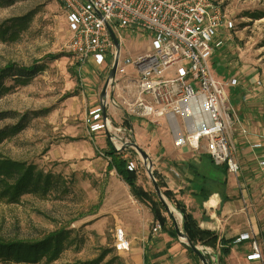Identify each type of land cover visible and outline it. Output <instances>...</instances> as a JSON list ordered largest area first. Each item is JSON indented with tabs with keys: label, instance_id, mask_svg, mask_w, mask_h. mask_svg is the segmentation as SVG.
Listing matches in <instances>:
<instances>
[{
	"label": "rangeland",
	"instance_id": "374dc122",
	"mask_svg": "<svg viewBox=\"0 0 264 264\" xmlns=\"http://www.w3.org/2000/svg\"><path fill=\"white\" fill-rule=\"evenodd\" d=\"M218 1L233 27L221 30L216 38L222 44L209 57L211 72L222 82L251 72L249 75L258 76L263 91L264 0ZM5 22L13 28L0 37V68L9 62L31 66L36 60L40 67L26 85L7 79L5 84L11 88L0 92V112L16 113V117L0 120V129L16 124L27 114L25 127L0 143V157L32 163L50 173L53 187L46 196L28 193L18 203L0 201V234L28 239L63 231L58 258L34 264H144L137 260L132 242L126 252L114 248L117 228H123L130 241L133 238L136 225L129 211L136 207L141 211V206L116 171L108 169L109 159L103 154L110 147V130L91 135L86 125L90 112L101 104L116 49L101 65L91 61L79 70L68 48L70 33L58 0H7L0 5V27ZM11 31L16 33L12 35ZM119 34L120 60L145 53L150 44L147 33L125 29ZM49 54L57 56L46 58ZM128 70L132 71L130 67ZM226 91L230 96L231 87ZM110 95L116 97L114 92ZM106 110L114 125L126 126V119L130 121V142L149 154L152 170L156 171V150L164 148L158 129L168 142L174 141L168 126H162L164 121L154 122L152 117H141L124 106L109 105ZM131 122L136 123L135 129ZM178 123H182L181 117ZM127 149L128 162H134V171L138 169V183L153 187L141 155L133 146ZM166 201L183 231L181 213ZM138 243L139 250L146 252L145 264H151L147 240ZM203 250L217 264L214 251ZM0 264L30 263L0 260Z\"/></svg>",
	"mask_w": 264,
	"mask_h": 264
},
{
	"label": "built area",
	"instance_id": "2783aa9c",
	"mask_svg": "<svg viewBox=\"0 0 264 264\" xmlns=\"http://www.w3.org/2000/svg\"><path fill=\"white\" fill-rule=\"evenodd\" d=\"M58 1L70 33L68 48L79 70L91 61L101 65L114 53L110 28L119 40L121 34H117L125 29L149 34L145 53L124 60L119 57L115 77L101 104L106 108L127 107L141 117H152L154 122L163 120L179 147L204 151L214 165L224 166L234 174L239 172L236 140L248 139L255 132L242 120L226 91L227 86L239 84V78L222 82L210 69L209 57L222 44L216 38L221 30L233 27L218 0ZM101 104L87 118L88 133L108 128L112 146L127 149L130 126L114 125L109 117L104 121ZM178 117L182 123H178ZM262 140L264 133L252 147L261 148ZM128 163L130 170L136 168L134 162ZM161 229V223L156 221L152 232ZM249 237V233H244L237 241ZM252 245L248 258L260 259L256 241ZM130 247L125 230L117 228L115 250L121 253ZM213 259L216 261V256Z\"/></svg>",
	"mask_w": 264,
	"mask_h": 264
},
{
	"label": "crops",
	"instance_id": "0c3cea01",
	"mask_svg": "<svg viewBox=\"0 0 264 264\" xmlns=\"http://www.w3.org/2000/svg\"><path fill=\"white\" fill-rule=\"evenodd\" d=\"M250 73L238 75L239 84L231 87L229 96L242 120L255 132L248 139L238 137L236 140L240 167L237 174L214 165L204 151L196 152L188 146L179 147L175 141L168 142L162 129H158L164 148L155 153L156 174L165 188L198 220L201 228L215 232L220 239L233 240L226 264H264V141L261 148L252 147L264 133V90L258 76ZM131 123L135 129L136 123ZM162 126L165 129L167 125L162 122ZM127 188L130 190L129 186ZM133 199L141 206V211L137 207L129 211L136 225L131 242L136 247L137 260L145 264L146 252L139 250L138 242L147 240L151 264H198L178 237L163 228L157 233L150 231V224L153 227L156 222L150 207L134 196ZM244 233L251 237L237 241ZM253 241H256L260 259L248 258L253 252ZM203 247L219 253V247Z\"/></svg>",
	"mask_w": 264,
	"mask_h": 264
},
{
	"label": "trees",
	"instance_id": "16d2710c",
	"mask_svg": "<svg viewBox=\"0 0 264 264\" xmlns=\"http://www.w3.org/2000/svg\"><path fill=\"white\" fill-rule=\"evenodd\" d=\"M7 0H0V5L5 4ZM259 16V14H257ZM3 26V27H2ZM13 28L9 23H4L0 27V37ZM16 32H12L14 35ZM57 55L49 54L46 58L54 59ZM39 60L34 61L31 66H20L15 63H6L0 68V92L9 91L11 86L6 85L7 79H15L21 85H26L32 76L39 70L37 64ZM16 117L13 112H0V120L4 118ZM27 114H24L16 124L0 129V143L6 138L17 134L25 127ZM127 126L130 121L126 119ZM109 149L104 154L109 159V171L115 170L117 175L129 186L131 194L135 199L147 203L150 206L153 217L162 224L165 232L173 237H177L174 227L173 218L168 213L165 205L161 202L154 187L148 188L138 183V169L130 170L127 167L128 157L126 154L129 149L117 150L111 142ZM133 150V149H132ZM133 153V152H132ZM154 176L161 188L164 197L169 200L182 215V227L190 240L195 245L209 246L212 248L219 247V253L214 254L217 264H226V258L231 252L233 246L232 239H223L208 229L200 227L198 220L186 209V207L176 199L175 194L165 188L164 182L154 171ZM52 175L38 170L32 163L18 161L10 157H0V201L4 200L8 203H18L21 197L28 193L40 194L46 196L53 187ZM63 231H54L45 234L42 238H18L6 237L0 234V260L14 263H38L42 260L52 262L58 258L62 248ZM188 253L192 255L198 263L199 257L191 250L189 246L183 243ZM210 261L211 255L208 254ZM213 262V261H212ZM97 264V263H96Z\"/></svg>",
	"mask_w": 264,
	"mask_h": 264
},
{
	"label": "water",
	"instance_id": "95a60500",
	"mask_svg": "<svg viewBox=\"0 0 264 264\" xmlns=\"http://www.w3.org/2000/svg\"><path fill=\"white\" fill-rule=\"evenodd\" d=\"M110 32H111V37L113 39L114 42V46H115V57H114V62L113 65L110 69V73L109 76L102 88V92H101V99L102 102H104V100L107 97V88L109 85V82L111 79H113L115 77L116 74V70H117V66H118V62H119V57H120V47H121V43L119 38L116 36V34L114 33V31L110 28ZM101 108H102V112H103V120L106 121L108 119L107 116V110H106V105L104 103L101 104ZM108 137L110 138L111 135L109 134ZM126 146H133L135 148V150L141 155L144 164L147 166V171H148V175L149 178L153 184L154 190L157 193L158 197L160 198L161 202L165 205L166 209L168 210V213L170 214V216L173 218L174 221V227L176 230V234L179 237V239L186 244L187 246H189L191 248V250L199 257L200 262L202 264H214L212 261H210L209 257H208V253L206 251L203 250V247H200L199 245H195L190 238L188 237V235L183 231H181L177 221L174 218V215L172 213L171 208L169 207V205L167 204L166 198L164 197L161 188L159 187V184L154 176L153 170H152V161L151 158L149 156V154L143 149L141 148L138 144H136L135 142H130L128 143ZM125 146V147H126Z\"/></svg>",
	"mask_w": 264,
	"mask_h": 264
},
{
	"label": "bare ground",
	"instance_id": "6f19581e",
	"mask_svg": "<svg viewBox=\"0 0 264 264\" xmlns=\"http://www.w3.org/2000/svg\"><path fill=\"white\" fill-rule=\"evenodd\" d=\"M202 118L199 119V121L201 122Z\"/></svg>",
	"mask_w": 264,
	"mask_h": 264
}]
</instances>
